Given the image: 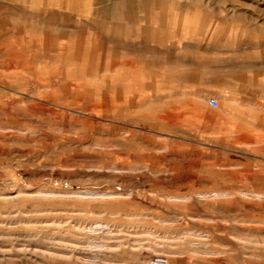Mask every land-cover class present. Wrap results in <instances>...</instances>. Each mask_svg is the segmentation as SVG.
<instances>
[{"label":"rangeland","instance_id":"1","mask_svg":"<svg viewBox=\"0 0 264 264\" xmlns=\"http://www.w3.org/2000/svg\"><path fill=\"white\" fill-rule=\"evenodd\" d=\"M263 207L264 0H0V264H264Z\"/></svg>","mask_w":264,"mask_h":264},{"label":"bare ground","instance_id":"2","mask_svg":"<svg viewBox=\"0 0 264 264\" xmlns=\"http://www.w3.org/2000/svg\"><path fill=\"white\" fill-rule=\"evenodd\" d=\"M218 105V104H217ZM68 193V192H67ZM73 194H76L77 196H82V197H87V196H89V195H92L94 192H88V191H74V192H72ZM95 194V193H94ZM71 195V194H70ZM105 195H106V193H105ZM238 201V200H237ZM251 203V202H250ZM249 203V204H250ZM261 207V206H260ZM264 208V207H263ZM94 228V227H93ZM106 229V228H105ZM90 230V229H89ZM94 230V229H93ZM108 232V231H107ZM45 234V233H44ZM101 238V237H100ZM62 241H64L63 239H62ZM85 242H86V244L88 245V246H92V247H105L106 246V243L103 241V240H100V239H88V238H85V240H84ZM194 243V242H193ZM54 245H67V246H69V247H71V248H78L75 244H66V243H64V242H54ZM197 245V244H196ZM87 246V247H88ZM91 248V247H90ZM77 250V249H76ZM51 251H54V250H51ZM39 252V251H38ZM105 254V253H104ZM84 257H85V259H89L90 261L91 260H97L100 256L97 254V253H88V254H85L84 255ZM42 258V257H41ZM39 259V258H38ZM83 260V259H82ZM167 264H168V262H167Z\"/></svg>","mask_w":264,"mask_h":264},{"label":"built area","instance_id":"3","mask_svg":"<svg viewBox=\"0 0 264 264\" xmlns=\"http://www.w3.org/2000/svg\"><path fill=\"white\" fill-rule=\"evenodd\" d=\"M207 103L212 107H216L218 104L215 98H208ZM167 262L168 258L162 254H155L149 260V264H167Z\"/></svg>","mask_w":264,"mask_h":264}]
</instances>
